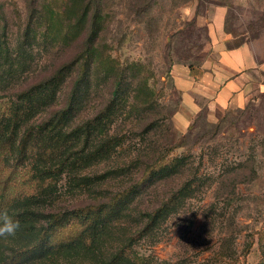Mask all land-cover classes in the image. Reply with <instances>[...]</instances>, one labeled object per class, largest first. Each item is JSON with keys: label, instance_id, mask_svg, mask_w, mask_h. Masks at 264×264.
Returning a JSON list of instances; mask_svg holds the SVG:
<instances>
[{"label": "rangeland", "instance_id": "1", "mask_svg": "<svg viewBox=\"0 0 264 264\" xmlns=\"http://www.w3.org/2000/svg\"><path fill=\"white\" fill-rule=\"evenodd\" d=\"M31 1L0 0V99L12 102L19 91L73 64L29 108L27 125L63 106L88 35L83 31L71 43L51 40ZM46 1L65 20L68 0ZM218 5L226 8L224 31L246 34L264 52V0H101L103 26L94 45L126 66L121 92L112 98L109 75L92 64L73 112L58 132L44 136L45 144L69 138L60 157L37 165L50 185L7 211L20 228L0 237V261L31 243L50 215L108 201L164 153L178 158L179 168L137 186L91 249L73 244L24 264H109L126 244L143 264H240L245 249V264H264L258 246V233L264 234V93L214 125L199 120L184 129L174 114L180 96L169 67L198 63L192 58L209 44L207 20ZM108 104L110 116L87 131Z\"/></svg>", "mask_w": 264, "mask_h": 264}, {"label": "trees", "instance_id": "2", "mask_svg": "<svg viewBox=\"0 0 264 264\" xmlns=\"http://www.w3.org/2000/svg\"><path fill=\"white\" fill-rule=\"evenodd\" d=\"M31 2L33 13L36 14L38 22L42 17L45 18L43 22L46 24L45 27L48 29L51 40L71 43L83 31L88 35L80 59L76 62L77 71L76 77L71 83V93L65 99L63 106L55 110L49 118L27 125L30 122L29 108L38 104L42 95L48 93L49 89L62 80L63 72L73 64V61L62 65L52 76L16 93L14 101L0 99V211L5 209L8 211L12 203L18 199L38 196L50 185L47 179H42L37 165L41 161L47 162L60 157L69 147V138L49 141L48 144H45L44 136H51L56 131L58 132L68 115L73 112L76 105V93L90 72L92 64L98 62L103 71L109 75L112 98L121 92V84L126 71V66L119 62L116 56L113 58L108 54L101 56L94 45L103 26L104 17L99 8L101 0H68L65 20L48 8L50 5L46 0H32ZM44 14L45 16H43ZM173 63L169 67V74ZM188 65L191 67L192 64ZM177 108H175L174 114ZM110 111L111 104L100 109L94 118L88 121L86 130L95 128L100 120L108 118ZM199 120L209 125L216 124L206 120L205 110L202 109L187 129L191 130ZM180 164L178 158L170 157L164 153L160 154L157 159L147 163L135 185L117 192L108 201L78 206L69 211L50 215L31 243L14 249L0 261V264H24L35 257L59 251L61 248L73 244L91 249L107 224L118 214L119 207L128 201L137 186H142L156 176L176 171ZM158 211L154 214L157 215ZM149 227L145 226L142 232L148 230ZM127 246L126 244L119 249L109 264H121L124 260L143 264L144 260L136 255H131L130 251L126 250ZM258 246L261 255L260 261L264 262L263 233H258ZM248 250H243L239 255L240 264H245Z\"/></svg>", "mask_w": 264, "mask_h": 264}, {"label": "crops", "instance_id": "3", "mask_svg": "<svg viewBox=\"0 0 264 264\" xmlns=\"http://www.w3.org/2000/svg\"><path fill=\"white\" fill-rule=\"evenodd\" d=\"M225 14L222 5L212 9L207 20L209 44L192 58L196 65L175 62L171 66L172 83L180 96L175 116L184 129L202 109L208 122L218 123L264 93V52L246 34L225 32Z\"/></svg>", "mask_w": 264, "mask_h": 264}, {"label": "clouds", "instance_id": "4", "mask_svg": "<svg viewBox=\"0 0 264 264\" xmlns=\"http://www.w3.org/2000/svg\"><path fill=\"white\" fill-rule=\"evenodd\" d=\"M20 228V222L13 219L7 210L0 211V237L14 236Z\"/></svg>", "mask_w": 264, "mask_h": 264}]
</instances>
